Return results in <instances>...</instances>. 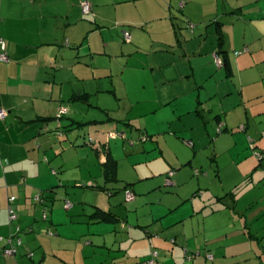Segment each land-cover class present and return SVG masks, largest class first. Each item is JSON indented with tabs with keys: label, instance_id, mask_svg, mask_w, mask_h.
Instances as JSON below:
<instances>
[{
	"label": "crops",
	"instance_id": "crops-1",
	"mask_svg": "<svg viewBox=\"0 0 264 264\" xmlns=\"http://www.w3.org/2000/svg\"><path fill=\"white\" fill-rule=\"evenodd\" d=\"M82 1L0 0L9 56L0 62V264H148L154 253V264H264V227L248 228L264 221V162L251 147L264 151V126L252 120L264 74L249 71L264 60V0H88L90 15ZM115 25L121 35H110ZM62 104L73 118H54ZM90 108L104 118H88ZM78 119L99 125L96 150L70 135ZM112 131L119 138L105 142ZM88 151L94 163L84 165ZM201 151L213 165L208 178H184ZM258 188L260 197L247 195ZM43 212L48 235L37 233ZM17 227L22 246L6 258Z\"/></svg>",
	"mask_w": 264,
	"mask_h": 264
},
{
	"label": "rangeland",
	"instance_id": "rangeland-1",
	"mask_svg": "<svg viewBox=\"0 0 264 264\" xmlns=\"http://www.w3.org/2000/svg\"><path fill=\"white\" fill-rule=\"evenodd\" d=\"M83 18H82V21H86V20H88V21H86V22H88V23H90V18H88V16L87 17H85V16H82ZM87 25L86 24H84V23H82L81 25H80V27H78L77 28V32H79V33H81V35H84L83 36V38L81 39V41L83 42V39L85 38V36L89 33V32H87L88 30H86L87 28ZM115 28V30H112V29H114ZM192 28V27H191ZM108 29H110V30H112V31H110V35H112V34H114L115 32H116V30H118V32L120 33V35H121V31L123 30V28H119L118 26H113V27H109ZM192 31V30H191ZM129 32V31H128ZM83 33V34H82ZM119 33L117 34L118 36H120L119 35ZM130 33V32H129ZM106 38L108 37V35H109V33L107 32V31H105L104 32V34H103ZM130 35H131V33H130ZM131 38V40L128 42V41H126L125 40V38H124V35L122 34V42L126 45V46H129V44L131 43V41H132V37H130ZM239 55V54H238ZM259 56H264V51H261L260 52V55ZM259 60H257V63L256 64H254L253 65V67L252 68H249V71L250 70H253V72L254 73H256L258 70H260L263 74H264V60H261V58L259 57L258 58ZM140 60L141 61H144L145 59L144 58H140ZM215 60V59H214ZM214 64H216L215 62H214ZM139 65H141V64H139ZM182 65V64H181ZM168 67L169 66H167L166 67V69H168ZM217 67V66H216ZM218 68V67H217ZM158 71H160V69H158ZM158 74V73H157ZM138 77H136V79H137ZM138 90V89H137ZM140 94V91L136 94V95H139ZM62 107H60L59 109H57V111H56V114H55V117L54 118H56L58 121H62L63 119H65V118H71L73 115L71 114V111H70V107L68 106V104H62L61 105ZM261 107H264V104H261V105H257V106H255V108H254V111H253V113H252V120H254V119H257V124H256V126H254V128L256 129V130H258V131H260L261 130V125L262 126H264V115H259V111H257L258 109H260ZM61 108H64V109H66L67 110V113L65 114V116L63 117V118H61V119H58V116L60 115V113H59V111H60V109ZM112 111H117V110H112ZM254 113H255V115H256V117L254 116ZM113 115H116V114H118V112H115V114L114 113H112ZM87 115H88V118H93V117H96L97 119H99V120H102L104 117H103V115H102V113H100L99 112V110L98 109H96V108H94V109H89L88 111H87ZM73 118V117H72ZM69 122V121H68ZM78 122L79 123H76V124H74V128H72V130H70L69 131V133H70V135L71 136H73V138L74 137H77L78 136V139H80L82 142H85V136L87 137V140H86V147H88V148H91V149H93V150H96L95 148H97V146H101V144L99 143L100 141H98V137H99V134H101V131H100V129H99V125H96V124H94V123H87L86 121H83V120H80V119H78ZM119 125V128H120V130H121V132L120 131H118V133L119 134H123L122 132L124 131V130H122L123 129V124H118ZM106 125H104V127H105ZM128 126H126V133L128 132ZM101 129H103V126H101ZM115 132V131H114ZM113 131L112 132H108V133H106V136H105V142L107 141V143H109L110 141L112 142V141H114L115 139H118L119 138V134H118V136L117 137H112L111 136V133H114ZM84 134V135H83ZM126 138H130L129 137V135H127L126 134ZM122 139V138H121ZM251 141V140H250ZM128 144L129 145H131V146H133V140H131V139H128ZM184 144L187 146V147H193L192 145H189L188 143H187V141H184ZM128 147V146H127ZM126 147V148H127ZM254 148V147H253ZM252 148V149H253ZM128 149V148H127ZM253 150H255V151H257V149H253ZM89 152V151H88ZM260 152V150H258V153ZM91 155H92V157H90V158H87L86 157V155L83 153V155H84V165H87V164H93L94 163V155H95V153L94 152H89ZM198 153H200V157L198 158V160H197V162H196V164H197V167L196 166H193L195 169H188L186 172H185V174H184V178H188L189 177V175H190V171H191V178L189 177V179L190 180H197V179H206V178H208L206 175H207V173L209 172V169H211V166H213L212 164H211V161H210V159H209V156H207V155H204V154H202V151L201 152H198ZM69 156H70V151H68L67 152V158H69ZM206 156H207V158H208V160H206V159H204V158H206ZM257 159V158H256ZM258 160V159H257ZM258 162H259V160H258ZM226 170H225V174H226ZM262 173H263V175H264V167H263V169H262V171H261ZM78 174H79V172H72L71 170L68 172V175L67 176H70L71 178H75L76 176H78ZM98 173H96V175H97ZM83 175L84 176H86L87 177V172H86V170L84 169V172H83ZM94 176V175H93ZM96 177H99V176H96ZM94 180H95V178H94ZM98 180L100 181V183H102V179L99 177L98 178ZM211 180V179H210ZM213 180V179H212ZM95 183V182H94ZM250 190L249 189H245V190H243L242 191V193L245 195L247 192H249ZM263 191H264V189H263ZM74 192H78V191H76V189H74ZM67 194H68V196H64V210H66V211H70L71 209H72V201L71 200H68V199H70V195H72V192H70V191H67ZM98 194H103L102 195V197H106V193L105 192H98ZM262 194V189H260V188H258L257 190H254V191H250L247 195L249 196V197H251L252 195H256L257 197H260V195ZM53 196H55V193H53ZM85 196V195H84ZM88 196L89 197H92V198H94L93 199V201H95L96 199L95 198H98L99 200L102 198V197H96V195H95V193H89L88 194ZM99 196H101V195H99ZM16 199V198H15ZM86 199V198H85ZM62 200V199H61ZM36 203H41L39 200H34ZM51 202H53V199L51 198ZM125 202L127 203V204H131V203H133V200H131V201H127V197H126V195H125ZM245 202H247V201H244L242 204H241V206H244V204H245ZM68 205H70V207H68ZM126 205V204H125ZM85 206H90L89 204L88 205H83L82 207L83 208H85ZM91 208V207H90ZM78 218H81L82 219V216H80V217H78ZM40 222L42 223L41 225L42 226H44V225H46V226H44V228H42V230H39L40 228H41V225L40 224H37L36 223V230H39V231H37V233L38 234H43V233H45L46 235H48L49 234V229H52L53 228V226H52V224L50 223V219L49 218H46L45 219V217H44V212L42 213V217H41V220H40ZM48 222V223H47ZM83 226H85V224H82ZM250 225H251V223H250ZM257 225V226H256ZM38 226V227H37ZM259 227L261 228V229H263V227H264V221L263 222H259L258 224H255V225H253L252 227H249L248 226V228H251V231L253 232V233H256L257 231L256 230H259ZM249 230V229H248ZM110 236H111V238H112V234L110 233L109 234V239H108V243H110V245L112 244V242H111V238H110ZM264 237V236H263ZM255 242H254V244H260V246H261V243H262V241L261 242H259L258 240H254ZM264 241V240H263ZM20 248V247H19ZM19 250V249H18ZM102 252V250L101 249H99V253H101ZM209 254V253H208ZM259 254V256H262V258L264 259V254L262 253V252H260V253H258ZM212 255V254H211ZM256 255V254H255ZM257 256V255H256ZM206 257H207V254H206ZM258 257V256H257ZM209 262H211L212 263V259H209L208 257L206 258ZM259 262V261H258Z\"/></svg>",
	"mask_w": 264,
	"mask_h": 264
},
{
	"label": "built area",
	"instance_id": "built-area-1",
	"mask_svg": "<svg viewBox=\"0 0 264 264\" xmlns=\"http://www.w3.org/2000/svg\"><path fill=\"white\" fill-rule=\"evenodd\" d=\"M81 9H82V12L84 15H90L92 13V5L91 3L88 1V0H84L81 2ZM193 28V26H191ZM131 35L129 32H125L124 33V38L126 41H130L131 40ZM6 50V45L5 43L3 42V40L0 38V62H3V63H7L9 62V56L7 54V52L5 51ZM214 59H215V62H216V65L218 68H222L224 66L223 64V60L220 59L219 56H214ZM60 115L58 116V119H61L65 116V114L67 113V110L64 109V108H61L60 111H59ZM7 117V112L5 111H0V120H5ZM222 128V126H220L219 128V132H220V129ZM111 136L112 137H117L118 134L116 133H111ZM145 141V140H144ZM189 145H192L191 142H187ZM258 156V159L259 161H263L264 160V155H257ZM172 175V173L170 174ZM126 197H127V201H131L134 199V195L131 191H126ZM15 198H11L10 199V204H13L15 202ZM37 200H40V198L38 197ZM68 207H70V205H68ZM9 223L12 224L14 223L17 219H18V216L17 214L15 213V211L13 210V208L10 206L9 207ZM45 219H46V216L44 215ZM17 235L15 236H11L10 238L6 239V245L4 247V249L2 250V253L3 255L6 257V258H14L17 256L18 254V249L19 247L22 246V241L21 239L19 238V234H20V228L17 227ZM49 234H50V231H49ZM1 241H3L2 239H0ZM33 254L31 253L29 255L30 258H32ZM158 257V254L157 253H154L152 254V258L151 260L148 262V264H154L155 262V259ZM209 259H213L212 255H208L207 256Z\"/></svg>",
	"mask_w": 264,
	"mask_h": 264
},
{
	"label": "trees",
	"instance_id": "trees-1",
	"mask_svg": "<svg viewBox=\"0 0 264 264\" xmlns=\"http://www.w3.org/2000/svg\"><path fill=\"white\" fill-rule=\"evenodd\" d=\"M223 64H224V66L223 67H225L226 66V64H225V62H224V60H223ZM84 98V97H83ZM218 131H219V129H218ZM223 131V127L220 129V132H222ZM251 147L253 148L254 147V145L252 144L251 145ZM254 149V148H253ZM255 152H257L256 153V155H264V151H261L260 150V152L258 153V150L257 151H255ZM259 160V159H258ZM262 163V162H264V160L263 161H259V163ZM264 164V163H263ZM104 171H105V175L108 177V178H110V180H112V179H114L115 177H116V162H115V160L112 158V157H109L108 158V161L106 162V164L104 165ZM150 261V260H149Z\"/></svg>",
	"mask_w": 264,
	"mask_h": 264
},
{
	"label": "clouds",
	"instance_id": "clouds-1",
	"mask_svg": "<svg viewBox=\"0 0 264 264\" xmlns=\"http://www.w3.org/2000/svg\"><path fill=\"white\" fill-rule=\"evenodd\" d=\"M224 68V67H223Z\"/></svg>",
	"mask_w": 264,
	"mask_h": 264
}]
</instances>
